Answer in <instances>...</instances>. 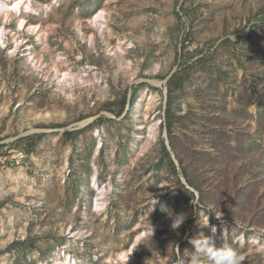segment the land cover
Listing matches in <instances>:
<instances>
[{"label":"rangeland","instance_id":"obj_1","mask_svg":"<svg viewBox=\"0 0 264 264\" xmlns=\"http://www.w3.org/2000/svg\"><path fill=\"white\" fill-rule=\"evenodd\" d=\"M263 18L264 0H0V264H182L201 233L264 264ZM185 47L208 54L174 94L204 206L163 161L168 142L180 171L166 85Z\"/></svg>","mask_w":264,"mask_h":264},{"label":"trees","instance_id":"obj_2","mask_svg":"<svg viewBox=\"0 0 264 264\" xmlns=\"http://www.w3.org/2000/svg\"><path fill=\"white\" fill-rule=\"evenodd\" d=\"M264 20V18H263ZM226 42H231L230 40H226ZM185 46V45H184ZM184 53L179 54L178 56V69L176 70V72L172 73V75L168 78L167 80V91H168V99H167V103H166V110H165V128L167 130V134H168V138H169V143L170 146L172 147V151H174L177 160L179 162L180 165V171H178L177 166L175 165V162L172 159V152L171 150H169L167 148V146L165 145V143H162V152H163V161H167L169 164V168H170V173L172 176L178 178L179 174H182L184 176V178L186 179L187 183L193 187L198 193H199V203L201 205H207L208 204V193L207 191H205L202 186H200L198 184L197 181L193 180L189 173L187 168L184 166V159L181 157L179 151L177 150V145H176V134L174 133V129H175V124L182 121L183 116L177 115L176 111L174 110V94L176 93L177 90L183 89L184 85L186 83V81L189 79V75H190V71L191 69L194 68L195 64L197 62H201L203 60H206L208 58V54H204L203 56H201L200 58H198L197 60L193 61L195 56H197L198 54H201L202 51H200L199 49H196L194 51H185L186 47L183 49ZM209 54H211V52H209ZM163 78V77H160ZM137 90H135L136 92ZM246 96V97H245ZM244 97H242L240 99V103L243 104L244 103V99H248L246 100L247 103L248 101L250 102V97L245 95ZM249 97V98H248ZM126 103H127V96L125 95L120 103V108L118 111H115L111 108V104L106 105L105 109L115 113L118 117H120L126 107ZM264 118V112L262 111L259 114L258 119H263ZM220 119V118H218ZM106 120V117L101 116L100 119L96 122H94L89 129L93 128L96 124H99L100 122H104ZM226 122L228 123V121H224V122H220V125H224L226 124ZM221 132L222 131H218ZM219 134V133H217ZM74 135H76V133H74ZM227 136V135H226ZM43 134H34V135H30L27 137H21L19 139H17L15 142H13L10 146L12 147H19L21 150H23L26 155H29L30 153L34 152L36 146L38 145V142L42 139ZM230 141V140H229ZM226 142V141H225ZM228 146V148H231L232 151V147L230 146V143L227 144L225 143V146ZM226 146V147H227ZM4 145H0V148H3ZM232 153V152H231ZM230 153V154H231ZM234 159V158H233ZM235 160V159H234ZM177 183L178 185L182 188L183 193L185 194V202H189L190 200H193L196 198V195L194 192H192L191 190L187 189L186 186L179 180L177 179ZM77 192V191H76ZM181 196L179 195L178 197H176V201L175 203H179V200H181ZM191 221H188V224H190ZM189 228V225H184L182 227V232H186L187 229ZM192 236H188L184 241H181L180 243V249L183 250L185 248V246L189 243V240L191 239ZM150 239H148L147 241H149Z\"/></svg>","mask_w":264,"mask_h":264},{"label":"clouds","instance_id":"obj_3","mask_svg":"<svg viewBox=\"0 0 264 264\" xmlns=\"http://www.w3.org/2000/svg\"><path fill=\"white\" fill-rule=\"evenodd\" d=\"M106 199V197H105ZM185 214L180 213L173 218L172 228H179L185 219ZM215 232V228L212 229ZM189 243L193 250L185 249L187 259L182 257V264H241L240 254L230 246L217 245L212 239L202 233L191 238Z\"/></svg>","mask_w":264,"mask_h":264},{"label":"water","instance_id":"obj_4","mask_svg":"<svg viewBox=\"0 0 264 264\" xmlns=\"http://www.w3.org/2000/svg\"><path fill=\"white\" fill-rule=\"evenodd\" d=\"M166 145H167V147H168V145H169L168 142L166 143ZM168 148H169V147H168ZM172 158H173V156H172ZM173 160H174V158H173Z\"/></svg>","mask_w":264,"mask_h":264},{"label":"bare ground","instance_id":"obj_5","mask_svg":"<svg viewBox=\"0 0 264 264\" xmlns=\"http://www.w3.org/2000/svg\"><path fill=\"white\" fill-rule=\"evenodd\" d=\"M17 7H19V3H17Z\"/></svg>","mask_w":264,"mask_h":264}]
</instances>
